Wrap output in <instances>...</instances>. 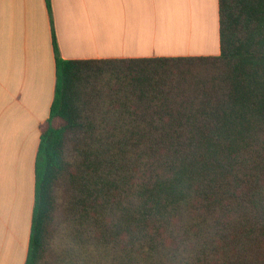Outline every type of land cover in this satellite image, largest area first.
Segmentation results:
<instances>
[{
	"label": "trees",
	"instance_id": "obj_1",
	"mask_svg": "<svg viewBox=\"0 0 264 264\" xmlns=\"http://www.w3.org/2000/svg\"><path fill=\"white\" fill-rule=\"evenodd\" d=\"M219 16L218 56L65 60L54 37L26 264H264V0Z\"/></svg>",
	"mask_w": 264,
	"mask_h": 264
},
{
	"label": "crops",
	"instance_id": "obj_2",
	"mask_svg": "<svg viewBox=\"0 0 264 264\" xmlns=\"http://www.w3.org/2000/svg\"><path fill=\"white\" fill-rule=\"evenodd\" d=\"M65 60L218 56L219 0H0V264H26L41 128Z\"/></svg>",
	"mask_w": 264,
	"mask_h": 264
}]
</instances>
